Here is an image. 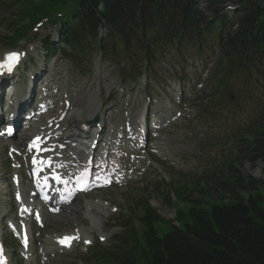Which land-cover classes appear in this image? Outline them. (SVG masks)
<instances>
[{
	"label": "trees",
	"instance_id": "obj_1",
	"mask_svg": "<svg viewBox=\"0 0 264 264\" xmlns=\"http://www.w3.org/2000/svg\"><path fill=\"white\" fill-rule=\"evenodd\" d=\"M95 1H102L104 12L107 14L106 19L112 22L110 25L116 29L126 12V7L122 8V6L127 0L78 1L77 8L85 10L80 20L82 24H87L92 17L93 24H96L94 20L100 15L94 10L93 2ZM262 9L260 6L255 8L256 22L260 20L264 23V9ZM143 11H148L147 4ZM33 12L35 10L31 4H28L19 17L25 19ZM69 36L77 43L72 47L80 49L82 43H78V32L73 30ZM254 134L261 142H257L256 148L262 153L264 122L259 125ZM230 183L199 182L197 188L191 190L192 192H184L181 198L183 202L196 205L192 197L197 193L199 200L206 201L205 205L210 211L206 212L200 204L196 205L197 209L193 207L194 209L190 211V222L184 224L182 231H175L172 234L174 237L163 243H157L152 238L145 239L146 243L142 246L140 254L144 255L150 251L148 262L151 264H264V182H244L243 178H239L236 183ZM229 186L233 190L237 189V193L221 194V191L226 192ZM244 191L252 193L247 201H244L240 194ZM216 194H220V198L216 199ZM211 199L216 202H211ZM143 217L147 223L154 225L153 216L147 213ZM117 259L134 262V257L125 254L118 255Z\"/></svg>",
	"mask_w": 264,
	"mask_h": 264
},
{
	"label": "rangeland",
	"instance_id": "obj_2",
	"mask_svg": "<svg viewBox=\"0 0 264 264\" xmlns=\"http://www.w3.org/2000/svg\"><path fill=\"white\" fill-rule=\"evenodd\" d=\"M6 2H7V0H0V55L2 54V52L7 50V48L3 47L4 46L3 41L5 40L4 37L6 35H9V31L7 30V28L2 23L3 16L8 15V11L11 8V5L7 6ZM22 44L23 43H21L20 45H22ZM3 161H4V155H3V151L0 148V166L3 165ZM261 170H262V166L259 163L255 164L254 166H251L248 163H243L241 165V169H240L241 174L243 176L251 177L254 180H261V179L264 180L263 172ZM6 177H7L6 175H2L4 187H6V183H5ZM160 183L164 184V182H162L160 180V178H157L156 175H153V177L148 182V185L146 186L147 191L144 194L148 196V198H149L148 200L156 202V206H157L156 210L162 218H165V217L169 218L170 217L169 220H171V219H173L174 215L170 212V206L163 205L162 202H160V200H159V198H160L159 191L156 193V188H157L156 186L159 185ZM133 193H134V191L131 190V191H129L128 194H131V196H132ZM137 193H140V192L138 191ZM129 198L130 197H124L122 199L124 204H127V202L130 201ZM134 198L135 197H133V199ZM7 201H8V198H7ZM165 219H167V218H165ZM79 221H82V219H78V218H75V219L71 218L70 219V218H68L67 221L64 223H68L69 227L59 226V225L56 227H60V229H58V231H60V230L68 231L71 229V227H70L71 222L77 223ZM81 223H82V225H86V223H84V222H81ZM106 234L110 236L111 232H107ZM80 256L81 255L76 254V255L71 256L69 258L61 259L59 262H57V263L55 262L54 264H75L74 262L76 261V258L80 257ZM83 258H84V256H83Z\"/></svg>",
	"mask_w": 264,
	"mask_h": 264
},
{
	"label": "snow or ice",
	"instance_id": "obj_3",
	"mask_svg": "<svg viewBox=\"0 0 264 264\" xmlns=\"http://www.w3.org/2000/svg\"><path fill=\"white\" fill-rule=\"evenodd\" d=\"M22 53L16 52V51H12V52H8L2 61H0V74H2L3 72H11L13 70V68L18 64L20 57H21ZM8 132H11L12 129H7ZM40 140V137H37L35 140L32 141V143L29 145V150H31L33 147H36L39 150V145H38V141ZM33 163H36V158H33ZM57 179H59V177H57ZM80 179H83V174L81 175L80 178H78V182ZM97 179H99V177H97ZM107 182V181H106ZM19 198V197H18ZM78 238V237H75ZM72 239H74V237H64L61 239V243L67 244L69 243ZM103 239V237L101 238ZM26 243V241H25ZM85 243H89V241H85ZM0 264H4V259H3V250L0 249Z\"/></svg>",
	"mask_w": 264,
	"mask_h": 264
},
{
	"label": "bare ground",
	"instance_id": "obj_4",
	"mask_svg": "<svg viewBox=\"0 0 264 264\" xmlns=\"http://www.w3.org/2000/svg\"><path fill=\"white\" fill-rule=\"evenodd\" d=\"M19 139V138H18Z\"/></svg>",
	"mask_w": 264,
	"mask_h": 264
}]
</instances>
